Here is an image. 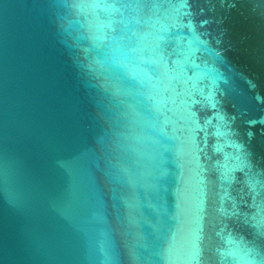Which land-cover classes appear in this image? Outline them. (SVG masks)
Instances as JSON below:
<instances>
[{
	"label": "water",
	"instance_id": "95a60500",
	"mask_svg": "<svg viewBox=\"0 0 264 264\" xmlns=\"http://www.w3.org/2000/svg\"><path fill=\"white\" fill-rule=\"evenodd\" d=\"M0 264H264V0H0Z\"/></svg>",
	"mask_w": 264,
	"mask_h": 264
}]
</instances>
